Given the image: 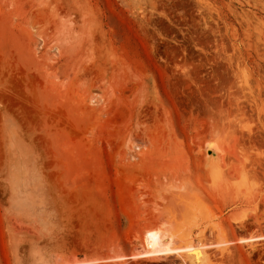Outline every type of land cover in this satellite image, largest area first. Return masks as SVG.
<instances>
[{
	"label": "rangeland",
	"instance_id": "1",
	"mask_svg": "<svg viewBox=\"0 0 264 264\" xmlns=\"http://www.w3.org/2000/svg\"><path fill=\"white\" fill-rule=\"evenodd\" d=\"M146 228L264 264V0H0V264H191Z\"/></svg>",
	"mask_w": 264,
	"mask_h": 264
},
{
	"label": "bare ground",
	"instance_id": "2",
	"mask_svg": "<svg viewBox=\"0 0 264 264\" xmlns=\"http://www.w3.org/2000/svg\"><path fill=\"white\" fill-rule=\"evenodd\" d=\"M212 148L216 149L214 147H212ZM212 148H211V150H212ZM186 214L187 215L185 218L186 219L185 224L196 222L195 221L196 220L195 213H193L191 210H188ZM144 231H145V233L143 236V247L141 248V250H139L133 256H142V255L144 256V255H153V254L157 255V254H163V253L169 254V253H175L176 252L184 258H188L190 260L191 264H198V263H200L199 262L200 258H202L206 254V250H205L206 247H209V248L219 247V249L222 250V249H225V247L228 244L235 242V241L226 240V239L222 238L223 240H217L216 239L215 240L216 242L208 241V243L207 242L206 243L205 242L200 243L199 248H197L196 245L193 243V241L189 237L190 231L185 230L184 228L177 229L176 231H173V232H171V231L168 232V230L164 231L161 228H146V230H144ZM175 235H177V237L180 238V242L174 241L173 238L175 237ZM260 238H264V235H259V236L253 235L250 237L247 236V237H242L238 240L239 241H253L256 239H260ZM219 239H221V237ZM119 257L123 258L125 256H123L121 254V256H119ZM203 258H205V257H203ZM89 261H95V260H89ZM80 263H83V262H80ZM85 263H86V261H85ZM203 264H205V263H203Z\"/></svg>",
	"mask_w": 264,
	"mask_h": 264
}]
</instances>
